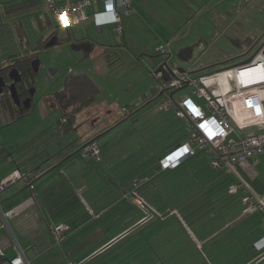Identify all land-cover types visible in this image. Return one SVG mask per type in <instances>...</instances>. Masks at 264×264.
Here are the masks:
<instances>
[{
    "label": "crops",
    "instance_id": "0c3cea01",
    "mask_svg": "<svg viewBox=\"0 0 264 264\" xmlns=\"http://www.w3.org/2000/svg\"><path fill=\"white\" fill-rule=\"evenodd\" d=\"M199 1L202 3L203 0ZM153 3V0H133L130 9L121 14L123 30L119 34L114 30L111 13L104 11L102 1L97 0L85 8L89 15L86 21L60 28L64 42L60 41L56 46L65 45L72 54L81 51L82 62L89 63L90 70L103 74L143 60L153 64L156 61V68L163 59L157 48L167 44L171 52L168 64L179 69L181 67L170 62L173 55L171 40L152 26V22H161L157 26L165 32L162 23L165 24L167 19L165 16L146 18ZM11 5L19 8L15 11L5 8ZM200 8L194 17L206 13L213 23V36L205 41L204 53L209 51L217 37L238 48L245 46L244 40L258 38L248 34V0H209ZM134 14H138L132 19L134 25L152 26L158 36L155 56L145 59L141 47L136 45L129 47L126 44L124 48L119 44L101 46L88 34L94 28L97 34L125 35V28L130 31V27L129 19L125 20L124 15ZM69 17L71 19L72 14ZM42 19H46L47 28ZM50 19L54 20V17L46 8L45 0H0V24L6 27L0 30V65L33 52H50L51 48L45 51L37 42L57 28ZM224 41L212 51L216 57L203 63V51L198 58L192 59L194 46H183L177 56L189 64L182 68L196 75L222 69L208 71L204 67L232 59L223 54ZM247 49L252 48L245 46V52ZM57 50L59 53L65 51L60 47ZM66 73L61 74L57 65L48 68L51 81L63 76L58 85L44 84L52 91L45 92L46 103L44 100L39 102V111L44 121H50L51 117L55 119L58 114L56 130L76 129L79 140L65 149L37 154L23 150L17 138L0 136V178L14 170L23 176L29 172V177L0 192V256L4 259L14 257L17 242L30 264H264V249L254 247V242L264 235V187L258 182L264 180L263 155L248 158L244 165H236L235 172H230L213 167L208 149L202 148L185 157L179 165L161 169L158 160L169 150L180 143L189 142L192 147L194 144L189 141L186 126L185 135L175 140L168 136L166 114L173 109L159 107L158 84L141 94L133 77L130 76L128 82L127 75L111 73L105 85L106 89L113 86L115 92L98 100L96 97L104 88L87 75L94 86L84 103L95 97L97 109L91 112L85 107L75 113L70 109L60 111L54 99L56 90H69L68 86L62 85L63 77L82 74L74 73L72 69ZM154 73L153 69L149 74L157 81L158 76ZM84 92L80 84L70 96L79 98ZM158 98L154 108L159 113L144 111ZM195 102L204 108L203 98H197ZM51 110L54 115L49 117ZM106 110H110V114L102 119ZM29 112L16 115L11 107L0 104V128L13 126ZM96 117H99V125L87 130L86 122ZM179 118L187 125L185 118ZM82 122L85 125L77 128ZM51 129L48 126L45 132L54 134ZM102 132L105 133L94 142L99 152L97 159L79 154L74 157L76 160L67 159L58 168L42 175ZM29 183L33 185L32 189ZM135 183L138 185L133 186ZM234 183H241L242 188L230 193L229 187ZM132 188L143 198L146 207L137 205L126 196ZM245 188L260 199L263 206L243 215L241 198L247 194ZM57 224L69 227L59 241L53 239L50 231V226ZM4 264H8L7 261Z\"/></svg>",
    "mask_w": 264,
    "mask_h": 264
},
{
    "label": "built area",
    "instance_id": "2783aa9c",
    "mask_svg": "<svg viewBox=\"0 0 264 264\" xmlns=\"http://www.w3.org/2000/svg\"><path fill=\"white\" fill-rule=\"evenodd\" d=\"M96 1L45 0V5L53 14L57 27L68 28L71 24L86 21L89 15L85 8ZM101 1L104 11L112 15L114 30L121 34V14L130 9L133 0ZM69 14H72L71 19ZM157 51L162 60L168 61L171 52L167 44L159 45ZM155 75L158 76V87L162 91L159 107L171 108L176 116L186 119L189 141L194 144L192 147L189 142L180 143L169 150L158 160L161 169L179 165L185 157L202 148L208 149L213 167H222L230 172H235V166L244 165L248 158L264 153V127L243 134H238L235 130L255 123L264 125V109L259 94V90L264 88V41L248 62L242 64L201 75L171 68L170 77L166 81L160 79V74ZM188 85L192 86L191 91L175 97L176 91ZM197 98L205 100L204 108L195 102ZM81 151L84 158L99 157L95 143L88 144ZM24 177H29V172L23 176L20 171L14 170L1 177L0 192ZM137 185L135 183L133 186ZM29 187L32 189L33 185L29 183ZM241 188V183H234L230 185L229 192L236 193ZM249 191L245 188L247 194L241 198L243 215L251 214L263 206L261 200ZM126 196L132 198L137 205L146 207L145 201L134 188L127 191ZM67 230L68 226L64 224L50 226L52 237L56 241ZM15 244L17 254L7 259V263L30 264L19 244ZM254 247L264 249V235L254 242Z\"/></svg>",
    "mask_w": 264,
    "mask_h": 264
},
{
    "label": "rangeland",
    "instance_id": "374dc122",
    "mask_svg": "<svg viewBox=\"0 0 264 264\" xmlns=\"http://www.w3.org/2000/svg\"><path fill=\"white\" fill-rule=\"evenodd\" d=\"M141 0H139L140 2ZM154 3L151 8V13H144V16L146 14V18L151 17L152 19H159L161 16H165V24L162 23L163 29H165V32L161 30L157 24L152 22V26L155 30L163 33L159 34H165L166 38L168 40H171L172 43V50L173 55L171 57L170 62L174 66L179 67H186L188 66L189 62L183 61L180 58H178V53L180 52L181 48L183 46H194L193 52H192V59L198 58L202 51L204 50L205 41L208 40L210 37L213 36V23L210 19V16L204 13L203 15L194 17V15L198 14V11L201 9V4H206L209 0H203L202 3L199 0H153ZM223 1V0H222ZM229 5V4H227ZM198 7V8H197ZM209 13V12H208ZM135 15L138 16V14H134L131 16H125L124 19H129L128 26L130 27V31H128L127 27L125 28V35L118 36V34L110 33L108 34H97L93 28L92 31H89L88 34L92 36L101 46H116L121 45L122 47L126 44H128L129 47H132L133 45H136L137 47H141V51L143 54V57L147 59V56H155V45L157 41H159L158 36L155 34L154 29L152 26H148L147 24H144V26L141 25V27L134 25L133 20L135 19ZM168 19H173L172 22H169ZM184 19V20H181ZM187 19V21H186ZM51 23L53 25H56V22L53 19H50ZM45 28H47V21L46 19H42ZM133 23V24H132ZM3 27L0 24V30H3ZM52 26L50 25V28ZM6 28V27H4ZM107 28V27H105ZM144 28V29H142ZM110 32V31H109ZM248 34L254 37H260L262 34V38L258 42L257 45L252 47L250 51H248L245 55H241L245 53V46L238 48L234 45H232L230 42H226L222 39V37H217L215 42L213 43L212 47L209 48V51L204 53L201 57V62H205L208 59H212L216 57V54H214L212 51L214 49H217V47L222 44V41H224L225 45H222L225 50H223V54H226V56H229L230 58L236 57L234 59H231L219 66H214L209 69L208 71L215 70L218 68L228 67L232 66L234 64H237L243 60H246L251 55L254 54V52L257 50V48L260 46V44L264 41V0H248ZM67 35V34H66ZM96 36V37H95ZM226 46V47H225ZM50 47L52 50L50 52H41L38 53L41 55L42 63L41 67H39L38 74L35 75V82L33 88L35 89L34 96H33V102L32 106L29 109V114L23 118H21L16 124L14 123L11 129L7 130L8 127H1L0 128V136L3 135V138L5 139H13L17 138V142L20 145V147L23 148V150H31L37 154L41 152H51L52 150H60L67 148L70 144L74 143L77 139L76 137V131L75 129H65L64 131H58L56 130V123H57V115L55 114V119L51 117L54 115V112L51 110L50 121H44L42 120L41 113L39 111V102L41 100H45V92L46 91H52V89L47 88L44 84H60L62 76L66 75L68 69H72L74 73L82 72L86 73L90 78H92L96 84L99 87H103V92L96 98L102 99L105 97H108L110 93H113V86L109 85L106 89V79H108L112 74L114 73L117 76H123L127 75L128 82L130 81V76L135 79L136 85H138L139 93L144 94L146 93L147 89H153L158 84L154 77H152L149 73L154 69L155 64L148 62L147 60H143L142 63H136L131 64L127 66H120L113 70L112 72H105L103 74H98L97 72H94L89 69L90 64H84L81 60V56L83 53L76 52L74 54L71 53V51H68V48L65 47V45L61 46H54ZM57 47L64 48V53L57 52ZM136 47V48H137ZM124 48V47H123ZM122 53V51H120ZM138 54V52H136ZM140 56V55H139ZM158 57L156 56V59ZM222 58V57H221ZM53 65H57L58 68L61 69V74L58 78L54 79L53 81L50 80V76L48 75V68H50ZM194 70V69H193ZM110 73V74H109ZM205 74V73H203ZM110 75V76H109ZM199 75V74H197ZM125 83L122 82L121 85ZM101 87V88H102ZM141 89V90H140ZM192 86L188 85L183 89H180L176 91L175 97L182 96L183 94L191 91ZM138 93V94H139ZM261 103L264 109V88L259 90ZM127 97V96H125ZM159 101L158 99H155L152 101L145 109L144 111H151L152 114L159 113L155 110V104ZM55 113H59V111H55ZM166 116L167 119V134L173 140L178 138L179 136L185 135V126L186 122L177 117L173 110H171L170 113H167ZM50 126L51 132L54 131V134H50L45 132V130ZM263 124H250L248 126L243 127L242 129L236 128V132L238 134L248 133L253 130H257L259 128H263ZM60 143V144H59ZM17 144V143H16ZM24 146V147H23ZM81 154L82 151L78 152L74 156L68 158L76 160L74 158L75 156ZM46 155V154H45ZM258 155H263L264 153H260ZM61 166V165H60ZM59 166V167H60ZM58 168V167H57ZM259 184H261L264 187V180L261 182L258 181ZM258 251V250H257Z\"/></svg>",
    "mask_w": 264,
    "mask_h": 264
},
{
    "label": "water",
    "instance_id": "95a60500",
    "mask_svg": "<svg viewBox=\"0 0 264 264\" xmlns=\"http://www.w3.org/2000/svg\"><path fill=\"white\" fill-rule=\"evenodd\" d=\"M262 36H263V34L255 40H253L252 38H248V39L244 40L245 46H247V47L250 46V48L254 47L260 41ZM59 44H60L59 36L58 35H52L44 44V50L46 51L48 48H50L52 46L59 45ZM238 46L240 47V44H238ZM247 52H248V49L245 53L238 55V56L245 55ZM234 58H236V57H233L232 59H234ZM229 60H231V59H229ZM229 60H227V61H229ZM248 60L249 59H246V60L242 61L241 63L248 62ZM227 61L213 63L211 65L204 67V69H208V68H211L214 66L221 65ZM155 63H156V61H154V64ZM30 65H31L32 71L35 73V75L38 74L39 67H40V58L37 56L34 57L31 60ZM204 69H201V70H204ZM178 70L180 72L185 71L182 67L179 68ZM170 71H171V67L168 64L167 60L159 61L156 64V68H154L155 74H160V79L162 81H166L169 79ZM193 72H195V71H193ZM7 76L9 78V80H11V83H9V84H7L5 82V79L2 76H0V98H1L0 104H9L10 105L11 104L10 102L13 101V103L15 105H19L20 101H19V96L16 92V83L21 81L20 72L18 71V69L16 67H12L9 70ZM80 84H82V87L85 89V92L83 94H81V96L79 98H75L73 105H75L76 103H84L85 99L88 98L92 94V87L94 85L86 73H82L81 75H76V76H73V75L68 76L67 75V76L63 77L62 85L64 87L65 86L69 87L68 93H70V95H71V92L73 91V89L78 88ZM5 87L7 88V91H8L6 93H4ZM34 92H35V89L32 87V89L30 90V97L31 98H32ZM161 94H162V91H160L157 96H160ZM30 97H27L23 101V109H25V110L31 108V106H32V104H31L32 99ZM105 132H102V133L92 137L91 139H89L87 142H85L80 147H78L75 151H73L72 153H70L69 155L64 157L57 164L53 165L52 167L47 169L45 172H43L42 175L46 174L47 172H49L52 169H54L55 167H57L61 162L67 160L68 158H70V157L74 156L75 154H77L78 152H80L88 144L94 143L95 140L99 136L104 134ZM77 136H78V134H77ZM77 138L79 139V136Z\"/></svg>",
    "mask_w": 264,
    "mask_h": 264
},
{
    "label": "flooded vegetation",
    "instance_id": "af4514ba",
    "mask_svg": "<svg viewBox=\"0 0 264 264\" xmlns=\"http://www.w3.org/2000/svg\"><path fill=\"white\" fill-rule=\"evenodd\" d=\"M54 29L52 30L51 34L48 35V37L46 38V40L44 42L41 43V45L44 47V44L46 43V41L52 36V35H58L59 38H60V41L61 42H64V38L61 34L62 29L61 30H58ZM69 45L71 46L72 43H69ZM83 46H86V45H83ZM43 49V48H42ZM39 57L40 58V64L42 63V58H41V55L38 54L37 52H33L31 54H29L28 56H25L23 58H19L18 60H16L15 62H10L9 63V68H4L3 71H1V75L4 79H5V82L7 84L11 83V80H9L8 78V72L9 70L14 66L18 69V71L20 72V75H21V81L16 83V92L19 96V105H15L13 103V101H11L10 105L9 104H6V108H9L11 107V110L16 113V115L18 114H22L23 111H25V109H23V101L24 99H26L27 97H30V90L32 89V87L34 86V82H35V74L33 75H28L24 72V69L25 66H26V63L25 60L29 59V62H31V60L34 58V57ZM22 67V69H21ZM30 68H31V65H30ZM31 71H32V68H31ZM8 92L7 91V88L5 87L4 88V93ZM34 96V94H33ZM33 96H32V100H31V104L33 102ZM54 99L57 100L58 102V109L60 111H62V109L64 110H67V109H70L71 111L70 112H75V113H78V112H81L83 108L85 107H89V110H91V112H95V110L97 109L96 106H97V103L95 102V97H91L90 99H87L85 103L83 104H78L76 103L75 105H73V102L75 100L74 97L70 96V94L66 91V89H60V90H56V92H54ZM28 110V109H27ZM88 111V110H87ZM89 112V111H88ZM97 112V111H96ZM110 114V110H106L104 113H103V116L101 117L102 119H105L107 118V116ZM101 122V120H100ZM81 125H85V122H82V123H79L77 128H80ZM86 125H87V130H92L94 129V127L98 126L99 125V117H96V118H89V120L86 122ZM76 131V137H77V130L75 129ZM76 140H79L78 138Z\"/></svg>",
    "mask_w": 264,
    "mask_h": 264
},
{
    "label": "trees",
    "instance_id": "16d2710c",
    "mask_svg": "<svg viewBox=\"0 0 264 264\" xmlns=\"http://www.w3.org/2000/svg\"><path fill=\"white\" fill-rule=\"evenodd\" d=\"M25 3H26V2H25ZM15 6H16V7H15ZM14 7H15V8H14ZM5 8L9 9L10 11H11V9H12V11H15V10H17V8H19V6H18V5H11V6H8V7H5ZM57 29L60 30V27H57ZM58 30H57V31H58ZM45 40H46V38H45V39L39 38V39L37 40V42H38V44H39V47L44 48V47L41 45V43L44 42ZM10 58H11V57H10ZM10 58H9V59H10ZM16 60H18V59H14V58H12V59L9 60V63H10V62H15ZM25 62H27V63H26L25 68H23V69H24V72H25L26 74H28V75H33V74H35L33 71H31L29 59L25 60ZM7 63H8V62H7ZM9 67H10L9 64H7V65H5L4 63L1 64V65H0V75H1V71H3L4 68L6 69V68H9ZM13 67H14V66H13ZM21 69H22V67H21ZM157 82H158V80H157ZM27 111H29V110H25V111H23L22 113H25V112H27ZM68 229H69V227H68ZM6 261H7L6 258L4 259L3 256H0V264H4Z\"/></svg>",
    "mask_w": 264,
    "mask_h": 264
}]
</instances>
